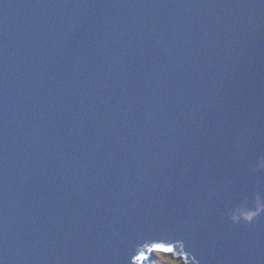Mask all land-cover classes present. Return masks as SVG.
I'll use <instances>...</instances> for the list:
<instances>
[{
  "label": "water",
  "instance_id": "water-1",
  "mask_svg": "<svg viewBox=\"0 0 264 264\" xmlns=\"http://www.w3.org/2000/svg\"><path fill=\"white\" fill-rule=\"evenodd\" d=\"M261 159L264 0H0L3 264H264Z\"/></svg>",
  "mask_w": 264,
  "mask_h": 264
},
{
  "label": "rangeland",
  "instance_id": "rangeland-1",
  "mask_svg": "<svg viewBox=\"0 0 264 264\" xmlns=\"http://www.w3.org/2000/svg\"><path fill=\"white\" fill-rule=\"evenodd\" d=\"M187 264L182 255L174 257V252L158 251L153 253V258L146 264Z\"/></svg>",
  "mask_w": 264,
  "mask_h": 264
},
{
  "label": "clouds",
  "instance_id": "clouds-1",
  "mask_svg": "<svg viewBox=\"0 0 264 264\" xmlns=\"http://www.w3.org/2000/svg\"><path fill=\"white\" fill-rule=\"evenodd\" d=\"M261 169H264V159L259 160V161L257 162V166H256V168H254L253 170H254V171H259V170H261ZM257 206H258V209H259V210L253 212L250 216L247 217V219H248L249 221H251L255 216L259 215V211H264V206H262V205L260 204V198H259V197H257ZM230 215H232V216H233V219H235V216H234L233 213H230ZM169 264H170V262H169Z\"/></svg>",
  "mask_w": 264,
  "mask_h": 264
},
{
  "label": "snow or ice",
  "instance_id": "snow-or-ice-1",
  "mask_svg": "<svg viewBox=\"0 0 264 264\" xmlns=\"http://www.w3.org/2000/svg\"><path fill=\"white\" fill-rule=\"evenodd\" d=\"M156 250H158V251H165V252H171L172 251V249H170V248H161L160 246H157V249ZM141 259V257H137V260L139 261ZM0 264H3V262L2 261H0Z\"/></svg>",
  "mask_w": 264,
  "mask_h": 264
},
{
  "label": "bare ground",
  "instance_id": "bare-ground-1",
  "mask_svg": "<svg viewBox=\"0 0 264 264\" xmlns=\"http://www.w3.org/2000/svg\"><path fill=\"white\" fill-rule=\"evenodd\" d=\"M154 252H158V250H156V249H151V250H150V259L153 258V253H154ZM178 256H179V255H178ZM142 262H143L144 264H146V260H144V258L142 259Z\"/></svg>",
  "mask_w": 264,
  "mask_h": 264
}]
</instances>
